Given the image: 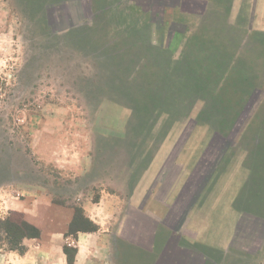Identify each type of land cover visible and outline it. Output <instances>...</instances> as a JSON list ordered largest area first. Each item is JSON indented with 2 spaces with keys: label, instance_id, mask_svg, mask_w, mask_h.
Returning a JSON list of instances; mask_svg holds the SVG:
<instances>
[{
  "label": "rangeland",
  "instance_id": "1",
  "mask_svg": "<svg viewBox=\"0 0 264 264\" xmlns=\"http://www.w3.org/2000/svg\"><path fill=\"white\" fill-rule=\"evenodd\" d=\"M190 1L206 10L0 0V191L50 194L66 212L36 213L49 241L74 208L105 197L83 263L264 264V24L249 0ZM163 86L165 108L190 103L186 115L140 107ZM10 213L21 214L0 210V221Z\"/></svg>",
  "mask_w": 264,
  "mask_h": 264
},
{
  "label": "crops",
  "instance_id": "2",
  "mask_svg": "<svg viewBox=\"0 0 264 264\" xmlns=\"http://www.w3.org/2000/svg\"><path fill=\"white\" fill-rule=\"evenodd\" d=\"M252 1V4L249 3L250 6V12L254 15V18H258V21H260V25L262 23L264 24V0H249V2ZM237 3V2H236ZM240 6V4H239ZM255 12V14H254ZM257 15V16H256ZM162 160L158 159L154 162V164L149 167L147 173H146V180L147 185L149 182H152L154 176L158 172L157 163ZM176 167H183L185 168V164L178 162ZM74 171V174L78 176V178H82L81 180H85L88 178V174H90V169H85V167H81L80 165H75L70 169ZM93 172V171H91ZM95 172V171H94ZM100 173V170L98 171ZM92 174V173H91ZM94 174V173H93ZM92 176V175H91ZM92 178V177H91ZM102 180H93L89 181V186L94 187H101L104 186L101 182ZM144 182V181H142ZM137 185V184H136ZM166 187V185H165ZM138 188V187H137ZM142 186L140 185L138 188V191L136 190L133 194L134 198H137L141 195L140 189ZM24 190V189H23ZM3 192H5L2 189ZM103 192V191H102ZM24 196L17 199V198H9L6 197V194H2L0 191V210L2 211H17L23 215L25 220L29 222L30 224L36 226L41 230L43 234L47 233L44 231V226L38 224L35 220V216L37 212H41L42 215L45 218H48V214L53 212L52 210L55 209V212L62 213L66 211H61L60 208L56 207L52 203L51 197L49 196L47 192H45L41 188H33V189H25L24 190ZM84 196V195H82ZM87 199V198H86ZM85 201V200H84ZM108 204V200L103 197L99 196V198L96 200V202H83L81 208L84 212V215L93 223L100 227L98 220H100L105 214L104 208ZM67 214V213H66ZM73 216V215H72ZM68 220L67 223L63 224V228L58 231L50 232L48 235H51L52 238L49 241L48 237L46 239H35L33 243L27 244L28 240L24 241V245L26 246V251L23 255H19L14 251L5 250L2 246H0V264H66V257L63 253L62 246H60L59 243V237L61 239L64 237V235L67 232L69 223L72 219L71 216L67 215L65 216ZM96 235L95 232L93 233H78L77 239H78V247H77V253L75 256V263L76 264H87V262H82L80 259L82 252L85 250V241L91 237Z\"/></svg>",
  "mask_w": 264,
  "mask_h": 264
},
{
  "label": "trees",
  "instance_id": "3",
  "mask_svg": "<svg viewBox=\"0 0 264 264\" xmlns=\"http://www.w3.org/2000/svg\"><path fill=\"white\" fill-rule=\"evenodd\" d=\"M182 1L183 0L168 1V4L173 6L174 4L176 5V2L178 3V2H182ZM206 1L208 3H210L209 0H206ZM193 3H194V1H193ZM204 10H206V5H205ZM115 16H117V15H115ZM210 38H212V37H210ZM223 64H224V62L221 65H223ZM213 78L218 79V76L215 74ZM163 87L164 88L161 87L160 90H152L151 91L149 89L151 94H149L150 96L148 97V101H142L143 104H141V105H143V106H140V107L147 109V112H152V111H155L156 109H158L164 113L170 112L174 115H177V114H179V112L183 111V115H186L191 108L190 103L189 104L188 103L187 104L182 103V105H183V106H181L182 109H170V107H168L169 109L165 108L166 106H168L167 105V99L169 96V92L171 91L172 88L170 89L169 86H166V87L163 86ZM122 94L124 96H127L125 94V92H123ZM125 100L126 101H124V102H128L127 104L131 108L136 109L135 107H138L137 103H132V101L130 99L128 100L125 98ZM218 164L219 163L215 164V166L212 168L211 174H210V177L208 178V180H210V178L212 177V175L216 171ZM208 180H207V182H208ZM74 211H75V208L73 209V216H72V219L69 223L67 232L65 234L66 236L71 235V236L77 237V233H80V232H82V233L96 232L97 226L84 215L82 208L78 209V211L77 210L75 212ZM11 215L16 216L18 219L12 218ZM77 220L83 221L85 226L83 228H77L76 227ZM39 237H40V230L36 226L27 222L24 219V217L21 216V214L10 213L9 217L0 221V243L6 244L7 250H9V251H14V252H17L19 255H23L26 251V248H24L23 245H21V242L24 239H38ZM62 251L66 257V264H76L75 263V256L77 253V247H73L70 249L68 246H64L62 248Z\"/></svg>",
  "mask_w": 264,
  "mask_h": 264
},
{
  "label": "flooded vegetation",
  "instance_id": "4",
  "mask_svg": "<svg viewBox=\"0 0 264 264\" xmlns=\"http://www.w3.org/2000/svg\"><path fill=\"white\" fill-rule=\"evenodd\" d=\"M155 1H156V2H158V1H163L165 4H168V1H174V0H155ZM189 2H190V3H189ZM181 4H182V6H184V7L194 6L195 8H198V9H201V11H204V7H203L201 4L196 3V2L193 3V1L183 0V1L181 2ZM68 19H69V18H68Z\"/></svg>",
  "mask_w": 264,
  "mask_h": 264
},
{
  "label": "water",
  "instance_id": "5",
  "mask_svg": "<svg viewBox=\"0 0 264 264\" xmlns=\"http://www.w3.org/2000/svg\"><path fill=\"white\" fill-rule=\"evenodd\" d=\"M203 186H204V184H203ZM197 198H198V195H197V197L195 198V200L192 201V203L190 204L189 208H191L192 204H194V203L196 202ZM185 215H186V213L184 214V216H185Z\"/></svg>",
  "mask_w": 264,
  "mask_h": 264
}]
</instances>
